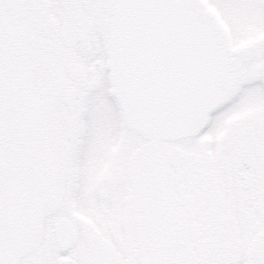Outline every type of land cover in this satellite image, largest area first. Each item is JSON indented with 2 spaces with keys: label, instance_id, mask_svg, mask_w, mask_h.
Listing matches in <instances>:
<instances>
[{
  "label": "snow or ice",
  "instance_id": "snow-or-ice-1",
  "mask_svg": "<svg viewBox=\"0 0 264 264\" xmlns=\"http://www.w3.org/2000/svg\"><path fill=\"white\" fill-rule=\"evenodd\" d=\"M0 264H264V0H0Z\"/></svg>",
  "mask_w": 264,
  "mask_h": 264
}]
</instances>
